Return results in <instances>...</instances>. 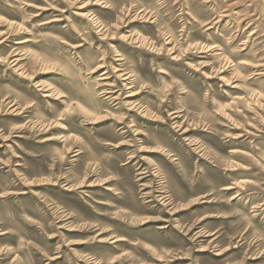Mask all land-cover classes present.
Segmentation results:
<instances>
[{
    "label": "rangeland",
    "instance_id": "1",
    "mask_svg": "<svg viewBox=\"0 0 264 264\" xmlns=\"http://www.w3.org/2000/svg\"><path fill=\"white\" fill-rule=\"evenodd\" d=\"M0 264H264V0H0Z\"/></svg>",
    "mask_w": 264,
    "mask_h": 264
}]
</instances>
